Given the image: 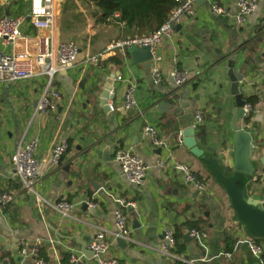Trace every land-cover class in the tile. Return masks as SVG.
I'll list each match as a JSON object with an SVG mask.
<instances>
[{
	"label": "crops",
	"instance_id": "obj_1",
	"mask_svg": "<svg viewBox=\"0 0 264 264\" xmlns=\"http://www.w3.org/2000/svg\"><path fill=\"white\" fill-rule=\"evenodd\" d=\"M66 1L58 0L54 41L75 42L79 58L74 69L55 79L54 88L62 96L57 112L39 111L45 79L0 80V194L15 195V202L0 211V256L9 252L12 258L0 259V264H35L33 258L22 256L24 245L38 246L44 264H71V254H82V245L89 250L98 229L107 232L111 255L121 264H254L247 246L240 244L241 239L254 236L238 222L210 166L194 157L180 137L195 128L197 144L206 157L218 160L227 176L232 175L235 99L227 64L235 58L249 104L262 102L259 111L241 124L253 138L255 171L243 186L250 198L260 197L264 206V0H257L258 9L244 26L236 24L238 0H210L224 7L226 16L215 14L209 0L197 4L195 17L183 22L173 38L156 50L163 75L159 85L153 79V62L135 64L126 51L117 50L98 63L87 64L88 58L128 39L123 38L119 24L99 21L94 1L88 0L89 7H84L72 0L71 8ZM26 9L18 10L13 0H6L0 17ZM174 72L189 74L184 86L175 84ZM112 74L118 75L114 81L118 92L109 103L114 112L105 111L100 99L104 79ZM131 86L136 88V107L123 113ZM198 112L204 121L197 126ZM147 127L156 130L162 146H153L145 137ZM62 140L69 149L58 166L50 167L53 149ZM33 141L38 142L40 163L34 193L22 187L11 164L12 155ZM119 150L130 151L149 168L144 185L126 180L114 159ZM160 162L166 164L164 171L158 169ZM176 164L190 166L208 190L199 192L186 184L174 169ZM120 198L137 205L124 210L131 233L123 246L113 239L115 200ZM87 200L96 208L89 207ZM63 201L75 206L69 218L55 209ZM167 228L183 232L184 253H174L176 260L161 253ZM192 228L207 234L206 249L189 236ZM226 237L237 242L232 253L227 251ZM82 264L97 262L85 257Z\"/></svg>",
	"mask_w": 264,
	"mask_h": 264
},
{
	"label": "built area",
	"instance_id": "obj_2",
	"mask_svg": "<svg viewBox=\"0 0 264 264\" xmlns=\"http://www.w3.org/2000/svg\"><path fill=\"white\" fill-rule=\"evenodd\" d=\"M6 0H0V10ZM200 0H176V6L169 15L165 24L159 31L149 37L128 39L124 42L109 47L102 55L90 57L87 64L98 63L105 55L117 50L126 51L132 46L150 47L153 55L154 67L152 70L155 84L159 85L163 81V75L159 68L161 59L157 58V48L166 40H171L177 28L186 20L195 17L196 7ZM210 1V0H209ZM211 2L212 11L220 16H226L227 10L215 1ZM58 0H28V6L25 12L15 16L0 17V80L8 78L10 82H24L45 79V93L39 104V111L53 112L58 110L59 102L62 99L61 93L54 88L55 79L63 71L72 70L76 67L79 58V48L75 42L67 41L56 43L55 25L57 20ZM257 0H238V14L236 24L244 26L248 19L257 11ZM115 17H118L117 15ZM187 72H174L172 78L179 87L184 86L188 81ZM135 86H131L126 93V102L121 109L127 113L136 107ZM261 94L264 96V65L261 72ZM110 106V105H109ZM262 106V102L255 105L246 104L244 107V120H250ZM111 112L115 108L110 106ZM204 116L201 112L197 113L196 125L202 124ZM146 138L155 147H160L163 143L158 139L156 130L147 127L144 131ZM38 142L33 141L25 147L18 149L11 157V164L15 170L22 187L33 192L38 184L40 175V163L36 158ZM69 149L68 142L62 140L55 146L49 162L50 167H56L61 163ZM115 162H117L123 171L126 180L135 185H144L149 168L145 163L130 151L119 150L115 153ZM166 164L160 162L158 169L164 171ZM174 169L179 172L183 181L194 186L199 192L208 190V185L200 181L194 174L190 166L185 164H176ZM15 202V195L11 192L0 194V211ZM118 208L115 212V232L113 239H130V228L124 210L137 207L135 202L126 199L115 200ZM91 208L96 205L86 201ZM75 206L66 201L60 202L56 210L63 218H69ZM189 236L196 240L206 249L205 242L207 234L197 230H191ZM175 232L167 228L164 232L161 253L172 260L178 259L174 254ZM241 245H246L254 260L259 264H264V247L259 245L254 237H245L240 240ZM90 252L93 253V259L97 264H121L119 259L111 255V246L108 240L107 232L98 229L89 245ZM40 248L38 246L29 248L24 245L22 256L24 258L34 259L35 264H44L39 259ZM230 259L231 255H225ZM85 256L73 252L71 254V264H82Z\"/></svg>",
	"mask_w": 264,
	"mask_h": 264
},
{
	"label": "water",
	"instance_id": "obj_3",
	"mask_svg": "<svg viewBox=\"0 0 264 264\" xmlns=\"http://www.w3.org/2000/svg\"><path fill=\"white\" fill-rule=\"evenodd\" d=\"M203 1L200 0L198 4ZM126 54L131 57L135 64L149 63L153 60L150 47L139 48L132 46L126 50ZM235 66V58H231L227 64V76L231 83V94L235 99V110L232 120V131L235 134L232 175L227 176V171L222 170L218 160L206 157L205 151L197 144L195 128H191L182 134L180 141L194 157L204 159L210 166L213 176L225 190L238 222L246 227L249 234L264 240V206L261 204V198H250L248 188L243 186V181L245 179L251 180L255 174L252 164L254 143L252 135L241 124V121L244 120V107L247 101L245 90L242 88L244 77L235 70ZM117 77V74H112L110 78L104 79L105 85L100 99L101 106L105 111L110 110L109 103L115 100V94L118 92V87L115 84L116 82H114ZM105 161L109 162V160ZM189 239V236H186V240L189 241ZM117 242L120 246L125 245L123 239H118ZM82 254L87 259H93V253L84 245H82ZM3 264H7V262ZM254 264L259 263L256 261Z\"/></svg>",
	"mask_w": 264,
	"mask_h": 264
},
{
	"label": "trees",
	"instance_id": "obj_4",
	"mask_svg": "<svg viewBox=\"0 0 264 264\" xmlns=\"http://www.w3.org/2000/svg\"><path fill=\"white\" fill-rule=\"evenodd\" d=\"M94 2L98 8L99 21L105 24H119L122 27L124 39L144 38L153 35L165 24L176 6V0H95ZM116 15L118 17H115ZM246 101L249 104L247 99ZM191 230L197 229L192 228ZM182 237L183 232L177 228L174 253L179 256L184 253ZM254 239L259 245L264 246L263 239L256 237ZM225 242L227 251L232 253L237 243L236 240L226 237ZM42 258V250H40L39 259L42 260ZM0 259L3 261L12 258L9 252H3ZM175 264L183 263L176 261Z\"/></svg>",
	"mask_w": 264,
	"mask_h": 264
},
{
	"label": "rangeland",
	"instance_id": "obj_5",
	"mask_svg": "<svg viewBox=\"0 0 264 264\" xmlns=\"http://www.w3.org/2000/svg\"><path fill=\"white\" fill-rule=\"evenodd\" d=\"M82 6L84 7H89L90 2L88 0H78ZM14 4L17 5L18 10L20 9L21 11L25 10L27 8L28 2L24 1V0H13ZM68 2V0L66 1ZM69 5L68 7H72V0H69ZM65 22H68V20L66 19Z\"/></svg>",
	"mask_w": 264,
	"mask_h": 264
}]
</instances>
